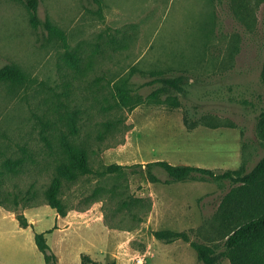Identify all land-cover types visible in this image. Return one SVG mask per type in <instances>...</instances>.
Returning <instances> with one entry per match:
<instances>
[{
	"label": "rangeland",
	"instance_id": "obj_1",
	"mask_svg": "<svg viewBox=\"0 0 264 264\" xmlns=\"http://www.w3.org/2000/svg\"><path fill=\"white\" fill-rule=\"evenodd\" d=\"M37 19L0 0V68L24 77L0 81V264H231L221 211L239 184L148 164L264 157V0H39ZM69 151L87 174L58 175Z\"/></svg>",
	"mask_w": 264,
	"mask_h": 264
},
{
	"label": "trees",
	"instance_id": "obj_2",
	"mask_svg": "<svg viewBox=\"0 0 264 264\" xmlns=\"http://www.w3.org/2000/svg\"><path fill=\"white\" fill-rule=\"evenodd\" d=\"M20 1L23 2L29 11L32 25L37 26V7L39 0ZM47 30L65 42L64 34L58 28L47 25ZM66 56L70 60L74 58L69 52L66 53ZM23 79V74L17 68L12 66L0 68V81L21 83ZM177 81H180L179 77ZM165 84L168 85L166 82ZM165 91H167V86L155 90L152 97L156 98L157 95ZM121 101L124 102L125 97ZM258 127L260 130H264V112L259 115ZM148 165L160 167L174 181L194 179L195 175H200L214 180H227L231 183L239 184L238 188L240 191L232 194L234 195L235 206L233 209L229 208L228 205L232 202L230 198L229 200L231 202H228L229 200L225 202V207L223 206L221 211V214L225 218H234L232 220L234 221V228L232 227L233 229L226 235L224 241L225 249L223 255L229 259L231 264H264V157L248 173H242L241 170H226L221 173H215L210 169L193 166H175L165 161H155ZM119 168V166H112L109 170L116 171ZM88 172L89 168L86 162V155L83 151H76L74 153H70L69 151L67 161L57 167L59 176H66L71 179L85 175ZM57 187L58 185L49 186L45 192V197L49 204L59 210V202L56 198ZM243 203H250V206L243 207ZM34 242L37 249L44 255L46 262L48 256L46 255V244L43 235L36 234ZM199 254L203 259L205 258L202 249H199Z\"/></svg>",
	"mask_w": 264,
	"mask_h": 264
},
{
	"label": "built area",
	"instance_id": "obj_3",
	"mask_svg": "<svg viewBox=\"0 0 264 264\" xmlns=\"http://www.w3.org/2000/svg\"><path fill=\"white\" fill-rule=\"evenodd\" d=\"M147 258H148V252H144L133 255L131 260L133 264H146Z\"/></svg>",
	"mask_w": 264,
	"mask_h": 264
}]
</instances>
